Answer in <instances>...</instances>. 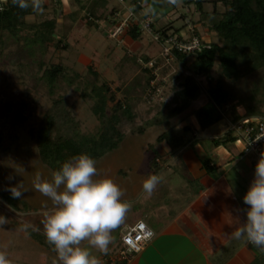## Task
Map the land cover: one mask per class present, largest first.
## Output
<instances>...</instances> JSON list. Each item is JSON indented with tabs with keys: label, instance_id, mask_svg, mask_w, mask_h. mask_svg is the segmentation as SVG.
Masks as SVG:
<instances>
[{
	"label": "rangeland",
	"instance_id": "obj_1",
	"mask_svg": "<svg viewBox=\"0 0 264 264\" xmlns=\"http://www.w3.org/2000/svg\"><path fill=\"white\" fill-rule=\"evenodd\" d=\"M57 1L60 0H41V5L45 6L34 16L26 17V26L16 36L4 35L3 44L0 45V191L22 183L26 191L20 199L29 205L26 213L15 212L0 199V214L8 220L0 227V252L6 254L10 264H60L55 251L45 239L42 225L44 213L50 212L53 205L33 186L37 173L42 180L51 181L52 172L40 163L29 131L36 129L46 114L54 118L53 139L71 136V127L64 115L74 120L83 134H94L100 129L98 119L91 112L93 101L80 96L82 91L89 93L91 83H95L86 73L87 66L90 65L98 73L97 85L106 83L116 99H128L132 113L131 120L122 116L118 118L116 127L124 139L117 150L96 161L97 171L109 172L115 168L127 171L133 167L143 172L149 156L161 153L155 141L157 136L177 127L182 121H195L194 117H190V111L198 108L207 98L206 82L199 77L202 87L199 98L182 113L164 118L173 94L178 90V74L184 73L181 65L173 57L163 59L161 46L153 44L149 35L142 34L140 39L130 44L109 37L111 21L108 12L112 7L121 6L117 0H104L103 5L97 7L100 18L93 21V25L99 23L98 27L82 22L83 12L75 0L68 2L71 3L70 7L64 2L62 6L56 5ZM90 1L81 2L86 7ZM202 1L203 10L210 13L213 5L209 0ZM132 2L124 0L126 5ZM165 2L163 6L154 4L142 8L145 15L156 11L154 16L147 15L153 23V34L170 23L183 35L195 36L197 33L196 37L202 43L217 42L214 33L208 31L204 23L197 22L201 18L194 3L186 4L185 0ZM217 11L221 15L224 8L219 4ZM143 13L138 12V17ZM52 17L57 22L51 40L44 46L33 44L31 39L35 30L28 26H35ZM126 52L134 55L135 60L124 58ZM144 57L149 59L144 61ZM57 64L65 67L68 78L76 74L80 77L71 85L67 82L56 84L49 93L42 73ZM215 70L216 67L211 71L214 77ZM247 83L248 79L238 83L235 89L241 91ZM111 106L109 103L106 108L107 116L111 114ZM258 108L264 113V104H259ZM224 112L229 117L236 113L230 111L229 107ZM155 116L160 118L157 124L147 127L141 135H132ZM186 139L182 137L183 143ZM25 221L35 225L37 230L29 229V234L25 235L19 230ZM80 247H88L96 258L100 256V252L89 246L87 240L82 241Z\"/></svg>",
	"mask_w": 264,
	"mask_h": 264
},
{
	"label": "trees",
	"instance_id": "obj_2",
	"mask_svg": "<svg viewBox=\"0 0 264 264\" xmlns=\"http://www.w3.org/2000/svg\"><path fill=\"white\" fill-rule=\"evenodd\" d=\"M81 1H76L79 9L83 12L81 20L84 24L91 26L93 21L100 18L97 15V7L102 6L105 1L94 0L92 3L91 0L86 5L87 8ZM133 2L136 4L137 12L145 6L154 4L163 6L166 3L165 0H133ZM191 2L194 3L196 12L201 18L197 22L204 23L207 30L214 33L217 42H201L199 49L189 54L171 51V56L181 65L184 73L178 74V90L173 94L167 116L164 118L182 113L199 98L202 91L199 77L206 82L207 98L198 108L190 111V116L195 118L201 130L219 122L223 118L226 107H229L233 113L238 108H242L244 113L241 117H264V113L258 108L259 104H264V0H209L208 2L213 5L210 13L203 10L202 0H185L186 4ZM55 4L62 6V1H57ZM219 4L224 8L221 15L217 11ZM44 6L41 5V8ZM116 9L117 7H112L108 12L109 16ZM36 12L31 7L22 10L13 5L11 0H1L0 45L3 44L4 35L16 36L26 26V17L34 16ZM155 14L156 11H151L147 15L154 16ZM147 15L144 14V16ZM105 18L107 16L104 17V20ZM56 22V18L52 17L35 26L29 25V29L35 30L31 42L44 46L47 41L51 40ZM193 23L196 24L195 21ZM98 24L94 23L93 26L98 27ZM110 28L112 29L111 23ZM151 28H153V23ZM178 32L179 29L174 28L170 23L155 31L162 42L168 36ZM141 35L138 27L133 25L120 35V40L124 36H128L132 41H137ZM124 58L135 60V56L127 52ZM148 59V57H144L143 60L147 61ZM214 67H216L215 77L211 75ZM86 68V73L93 78L95 83H91L89 93L82 91L80 96L93 101L91 112L98 119L100 129L94 134H83L74 120L64 115L65 121L71 127V136L53 139L51 132L55 124L54 118L51 114H46L38 127L29 131L40 163L52 173L74 155L86 153L97 161L116 150L124 139V135L116 127L118 118L122 116L129 120L132 119L128 99H116L115 94L109 90L106 83L97 85L98 73L90 65ZM42 76L49 93L52 92L56 84L67 82L71 85L80 77L76 74L72 78H68L67 71L61 64L45 69ZM247 79V85L241 91H237L236 85ZM109 103L112 104L111 114L107 116L105 111ZM172 104L173 107H170ZM235 118L239 119L240 117ZM159 121L160 118L155 116L146 121L144 126L138 127L133 134L141 135L147 127L157 124ZM235 139L233 136L227 140L234 141ZM155 141L167 143L173 152L183 145L182 137L176 135L172 128L157 136ZM1 143L0 135V150ZM206 168L211 170L208 166ZM0 199L15 212L26 213L29 209V205L24 200L11 198L8 191H0Z\"/></svg>",
	"mask_w": 264,
	"mask_h": 264
},
{
	"label": "crops",
	"instance_id": "obj_3",
	"mask_svg": "<svg viewBox=\"0 0 264 264\" xmlns=\"http://www.w3.org/2000/svg\"><path fill=\"white\" fill-rule=\"evenodd\" d=\"M70 1L62 3L70 7ZM121 41L132 42L128 36ZM243 113L237 109L229 117L224 112L219 122L204 130L196 120L180 122L173 132L187 137L186 142L174 152L167 143L156 142L161 153L149 156L141 173L133 167L97 171L99 177L111 178L119 185L122 199L130 203L125 219L111 232L107 259L100 253L99 264H264V252L245 240L227 237L236 227L237 215L239 222H244L247 206L242 197L257 162L241 140H227L234 136L227 134L229 124L241 119ZM149 175L160 178L151 196L142 189ZM136 221L152 230V238L126 260L113 257L122 247V234Z\"/></svg>",
	"mask_w": 264,
	"mask_h": 264
},
{
	"label": "clouds",
	"instance_id": "obj_4",
	"mask_svg": "<svg viewBox=\"0 0 264 264\" xmlns=\"http://www.w3.org/2000/svg\"><path fill=\"white\" fill-rule=\"evenodd\" d=\"M20 9H41V0H11ZM10 180L11 177H8ZM157 175H149L142 183L145 195L151 196L159 183ZM33 186L47 197L53 208L44 213L42 220L45 239L55 251L60 264H99L88 247H80L82 241L100 253H106L112 240L111 232L117 228L130 209V203L122 199L123 189L111 178L99 177L96 160L86 153L74 155L64 161L52 173L51 181L42 180L37 173ZM11 198L18 199L26 191L22 183L7 186ZM244 222L239 215L234 218L236 227L227 237L245 240L264 252V152L254 166L253 179L242 197ZM10 207V206H8ZM0 214V227L7 223ZM36 231L35 225L25 221L19 230L25 235ZM0 264H10L4 252H0Z\"/></svg>",
	"mask_w": 264,
	"mask_h": 264
},
{
	"label": "built area",
	"instance_id": "obj_5",
	"mask_svg": "<svg viewBox=\"0 0 264 264\" xmlns=\"http://www.w3.org/2000/svg\"><path fill=\"white\" fill-rule=\"evenodd\" d=\"M1 1V0H0ZM77 1V0H75ZM120 7L109 17L112 29L109 31V37L120 40V35L129 26H137L142 34L151 36L152 41L161 46V55L163 59L172 58L171 51L175 50L184 54H189L200 47V40L196 36H186L182 32L168 36L163 42L158 34H153L151 24L152 20L148 16L138 17L135 3L124 4V0H117ZM161 41V42H160ZM227 132L231 133L244 144V150L251 152L259 159L260 154L264 152V117H242L232 122ZM153 236L152 230L142 221H136L129 226L121 236V248H118L113 257L126 260L132 254L139 253L147 241ZM104 260L107 259V253H104Z\"/></svg>",
	"mask_w": 264,
	"mask_h": 264
}]
</instances>
